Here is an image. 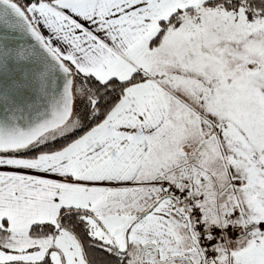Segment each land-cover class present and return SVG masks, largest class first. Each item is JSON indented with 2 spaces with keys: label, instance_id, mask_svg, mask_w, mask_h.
<instances>
[{
  "label": "snow or ice",
  "instance_id": "obj_1",
  "mask_svg": "<svg viewBox=\"0 0 264 264\" xmlns=\"http://www.w3.org/2000/svg\"><path fill=\"white\" fill-rule=\"evenodd\" d=\"M0 264H264V0H0Z\"/></svg>",
  "mask_w": 264,
  "mask_h": 264
}]
</instances>
